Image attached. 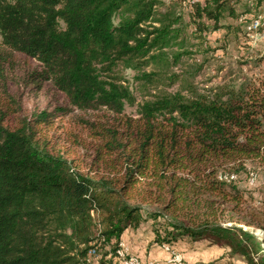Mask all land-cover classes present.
<instances>
[{"label":"trees","instance_id":"trees-1","mask_svg":"<svg viewBox=\"0 0 264 264\" xmlns=\"http://www.w3.org/2000/svg\"><path fill=\"white\" fill-rule=\"evenodd\" d=\"M235 4L187 3L197 37L238 32L222 23L240 21ZM155 7L0 0V75L23 56L67 106L100 115L83 122L89 143L78 156L56 146L51 113L14 128L0 119V264H110L122 235L146 222L153 245L208 241L264 264V221L243 217L247 198L230 179L247 163L264 177V80L207 95L159 92L127 116L135 99L123 72L140 73L143 88L158 82L144 72L159 59L146 28Z\"/></svg>","mask_w":264,"mask_h":264},{"label":"rangeland","instance_id":"rangeland-1","mask_svg":"<svg viewBox=\"0 0 264 264\" xmlns=\"http://www.w3.org/2000/svg\"><path fill=\"white\" fill-rule=\"evenodd\" d=\"M155 1L156 12L146 28L153 33L151 40L158 39V47L152 50L151 55H158L159 59L144 72L157 73L158 82L143 88L137 79L140 73L123 72L135 99L133 106L125 108L127 116L136 118L138 106L159 92L207 95L227 87L237 88L249 81L264 80V38L255 39L247 34V28L254 20L264 19V1L258 4V0H236L235 9L241 15L240 21L227 18L222 23L233 25L238 32L227 34L220 30L210 32L202 39L189 24L187 3L203 0ZM11 59L9 68L3 66L6 70L0 75V119L4 125L14 128L21 120L51 113L56 146L74 156L84 152L82 146L89 140L83 132V122L96 120L100 115L83 113L67 106L64 97L52 85L37 82L33 75L40 68L35 61L20 55H13ZM246 167V172L234 176L247 198L243 211L251 215L248 217L243 212V217L247 221H264V177L252 163H247ZM251 175L256 177L254 184H250ZM147 225L142 234L146 241L145 250L149 253L153 232L151 222L144 223ZM257 232L263 233L261 230ZM172 249L181 256L182 264H247L243 258L233 257L228 250L208 241L193 243L184 238L173 244ZM96 260L94 264H97ZM139 260L143 263L153 261Z\"/></svg>","mask_w":264,"mask_h":264},{"label":"built area","instance_id":"built-area-1","mask_svg":"<svg viewBox=\"0 0 264 264\" xmlns=\"http://www.w3.org/2000/svg\"><path fill=\"white\" fill-rule=\"evenodd\" d=\"M247 34L251 38L254 37L255 39H263L264 19L258 18L254 20L247 28ZM230 179L234 180L235 177L232 176ZM255 181H256V177L251 175L250 184H254ZM160 249L168 255L167 259L163 263H159L155 261L143 263L139 260L138 257L131 255L126 247L120 244V248L117 250L110 264H182L181 256L177 252H175L172 249V247H170V245H161ZM90 257L93 259L95 258L93 252L90 253Z\"/></svg>","mask_w":264,"mask_h":264},{"label":"crops","instance_id":"crops-1","mask_svg":"<svg viewBox=\"0 0 264 264\" xmlns=\"http://www.w3.org/2000/svg\"><path fill=\"white\" fill-rule=\"evenodd\" d=\"M147 228H148V225L144 226L143 224L136 231H129V230L126 231L121 237V244L127 248L128 252L131 255L139 257L140 259L148 260V261L149 260L165 261L168 255L160 249V246L152 244V247L150 248L149 253L146 252L145 250L146 241H144L142 231ZM151 230H152V227H151ZM170 246H172L173 248V245H170ZM144 255H147V257Z\"/></svg>","mask_w":264,"mask_h":264}]
</instances>
